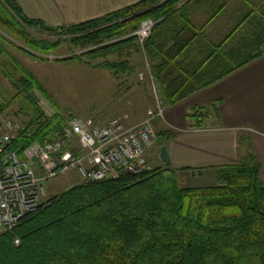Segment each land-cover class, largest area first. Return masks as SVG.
I'll use <instances>...</instances> for the list:
<instances>
[{
  "label": "trees",
  "instance_id": "16d2710c",
  "mask_svg": "<svg viewBox=\"0 0 264 264\" xmlns=\"http://www.w3.org/2000/svg\"><path fill=\"white\" fill-rule=\"evenodd\" d=\"M230 1L235 2L138 0L94 19L50 26L26 16L16 0H0V32L22 40L29 49L19 50L34 59H39L36 52L49 53L61 44L82 53L55 61L113 56L119 61L99 65L114 76L122 73L131 52L142 51L168 105L264 53V0L250 2L253 8L244 12L249 1L240 0L232 25L209 33L218 16L227 15ZM147 18L154 24L141 44L135 33ZM32 28L53 40L35 39L27 32ZM241 28L245 31L229 45ZM12 85L25 93L36 83L24 72ZM35 110L16 133L14 149L62 134L60 115L45 117ZM156 134L163 142L175 136ZM238 145L236 164L212 168V186L180 187L169 163L137 175L76 184L42 201L0 236V264H264L261 164L247 137L241 136Z\"/></svg>",
  "mask_w": 264,
  "mask_h": 264
},
{
  "label": "rangeland",
  "instance_id": "374dc122",
  "mask_svg": "<svg viewBox=\"0 0 264 264\" xmlns=\"http://www.w3.org/2000/svg\"><path fill=\"white\" fill-rule=\"evenodd\" d=\"M234 1L229 4L225 14L234 16L239 12L238 9L242 7L240 0ZM248 1L249 5L243 6V12L253 8L254 5L251 3L259 0ZM121 7L113 6L109 7L111 8L109 10L115 11ZM147 20L150 19L147 18ZM232 20L233 17H220L215 24L209 26V33L212 35L223 33L226 26L232 25ZM241 31H245V28L238 30L237 36L227 43L229 45L233 43ZM27 32L35 39L53 40L51 35L42 33L36 28L27 29ZM0 34V45L3 51L0 54V106H3L0 117L10 119L21 127L33 118L32 110L35 109L40 110L45 117L60 115L63 123L70 117H77L105 124L119 117L127 127L137 125L146 119L147 112L155 106V98L159 99L163 108L167 106L165 102L163 103L161 91L155 83L142 51L131 52L128 57L124 56L126 58L122 65V73L114 76L108 68L100 67V63L119 61L113 56L98 60L82 57L81 60L55 61L82 53L77 48H69L61 44L49 53L31 50L33 53H38L39 59H34L19 50V48L29 49L22 40L2 32ZM128 67L133 68V72H129ZM24 72L34 78L36 85L29 87L30 89L28 88L25 93H18L12 82L22 80ZM153 123L154 121L152 126ZM155 142L157 146L149 150L146 157L152 167H163L164 163L160 160L158 149L163 144V140L156 138ZM175 171L180 187H205L215 184L212 172L190 174L176 169ZM82 182V178L74 171L49 179L44 183L45 196L42 201L57 196Z\"/></svg>",
  "mask_w": 264,
  "mask_h": 264
},
{
  "label": "crops",
  "instance_id": "0c3cea01",
  "mask_svg": "<svg viewBox=\"0 0 264 264\" xmlns=\"http://www.w3.org/2000/svg\"><path fill=\"white\" fill-rule=\"evenodd\" d=\"M137 1L16 0L26 16L50 26L94 19L112 12L109 7H125ZM153 126L156 133H175L158 149L165 147L171 168L190 174L213 173L214 167L236 164L239 138L247 137L261 164L259 179L264 185V53L213 84L168 104L163 118L154 120ZM155 143L146 150V160Z\"/></svg>",
  "mask_w": 264,
  "mask_h": 264
},
{
  "label": "built area",
  "instance_id": "2783aa9c",
  "mask_svg": "<svg viewBox=\"0 0 264 264\" xmlns=\"http://www.w3.org/2000/svg\"><path fill=\"white\" fill-rule=\"evenodd\" d=\"M153 24L152 20L141 23L135 33L140 43ZM162 105L155 98L146 119L131 127L119 117L105 124L70 117L64 121L60 136L33 142L21 150L14 149V137L21 125L0 117V236L12 231L25 214L38 207L49 179L70 171L83 182L151 171L145 152L156 141L152 122L163 118Z\"/></svg>",
  "mask_w": 264,
  "mask_h": 264
},
{
  "label": "water",
  "instance_id": "95a60500",
  "mask_svg": "<svg viewBox=\"0 0 264 264\" xmlns=\"http://www.w3.org/2000/svg\"><path fill=\"white\" fill-rule=\"evenodd\" d=\"M159 157L163 163L169 162V158H168L167 151H166L165 147L161 148Z\"/></svg>",
  "mask_w": 264,
  "mask_h": 264
}]
</instances>
